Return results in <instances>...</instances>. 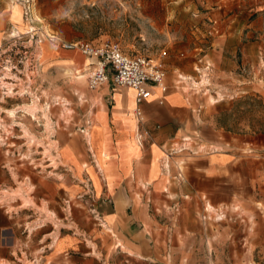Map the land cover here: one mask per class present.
<instances>
[{"label": "crops", "instance_id": "crops-1", "mask_svg": "<svg viewBox=\"0 0 264 264\" xmlns=\"http://www.w3.org/2000/svg\"><path fill=\"white\" fill-rule=\"evenodd\" d=\"M68 58L48 61L72 68ZM172 76L166 93L153 88L142 103V121L127 87L83 92L104 100L87 149L61 136L51 158L18 171L14 153L0 148V264H174L169 243L187 197L250 211L231 212L213 231L204 223L198 233H264V136L218 128L169 86ZM192 140L199 150L184 145ZM178 233L192 232L180 225Z\"/></svg>", "mask_w": 264, "mask_h": 264}, {"label": "rangeland", "instance_id": "rangeland-1", "mask_svg": "<svg viewBox=\"0 0 264 264\" xmlns=\"http://www.w3.org/2000/svg\"><path fill=\"white\" fill-rule=\"evenodd\" d=\"M31 3L40 19V32L52 33L53 29L68 40L92 43L109 39L130 56L156 59L165 53L161 60L166 76L173 75L169 86L185 91L206 120L234 134L264 129V0ZM3 8L0 24L6 18L10 22L0 30V148L14 153L18 171L35 157L47 154L51 158L61 136L77 138L87 149L95 129L91 119L104 103L102 98L90 99L83 94L93 92L87 87L88 60L43 41L34 51L36 71L29 73L27 60L33 46L25 33L28 27L21 5L16 0H0V11ZM13 31L19 32L18 37L10 36ZM61 53L69 55L72 68L59 59L48 61ZM12 65L20 71L15 75L19 80L14 81L23 88L8 95L5 87L10 83L7 74L14 75ZM25 75H31L30 88L28 93H21L27 84ZM80 75L82 79H78ZM32 102L39 106L35 117L24 110ZM13 109L15 114L10 116L8 110ZM184 145L193 151L200 146L194 140ZM205 149L209 147L202 151ZM182 199L186 205L176 211L174 239L169 243L174 264H264V233H198L204 223L211 231L218 229L233 213V207L223 208L227 217L216 220L220 208L210 204L208 209L209 203L198 197ZM236 207L233 214H250L242 206ZM205 213L210 220L204 222L201 216ZM45 214L49 216L47 211ZM180 225L192 233H184V237L178 233Z\"/></svg>", "mask_w": 264, "mask_h": 264}, {"label": "built area", "instance_id": "built-area-1", "mask_svg": "<svg viewBox=\"0 0 264 264\" xmlns=\"http://www.w3.org/2000/svg\"><path fill=\"white\" fill-rule=\"evenodd\" d=\"M16 1L21 5L22 18L28 27L25 33L29 34L28 42H31L30 46H33L32 53L27 60L29 63L26 68L29 73L36 71V64H33V62L37 61V55L34 53L35 49H39L41 42L47 41L53 46H59L66 50H78L84 57L88 58V89L96 90L106 83L131 89L134 93L133 114L138 121H142L141 105L151 96L152 89L157 88L163 94L168 91L166 71L161 60L165 53H161L156 59L142 55L130 56L121 50L117 42L109 39H105L100 43L83 40L65 41L56 33L44 34V32H40L42 29L38 25L40 19L34 15L31 0ZM18 33V31H13L10 36L16 38ZM10 70L13 71L14 75L7 74L10 83L5 88L8 95H13L19 92V87L23 88V86L18 81H14L19 80V78H15L16 73L20 72L19 70L17 71V66L12 65ZM25 79L27 84L21 93H28L27 89L30 88L29 80L31 75H25ZM162 100V97H160L159 102H162ZM177 177L181 178L180 169ZM205 210L210 212L206 207ZM216 211V220L225 218V212L222 209ZM201 218L204 222L210 220L206 213Z\"/></svg>", "mask_w": 264, "mask_h": 264}, {"label": "bare ground", "instance_id": "bare-ground-1", "mask_svg": "<svg viewBox=\"0 0 264 264\" xmlns=\"http://www.w3.org/2000/svg\"><path fill=\"white\" fill-rule=\"evenodd\" d=\"M53 46V45H52ZM54 48H56V49H63V48H61V47H59V46H53ZM64 50V49H63ZM68 52H74L76 55H79V56H81V57H83V58H85L78 50H70V51H68ZM79 64V63H78ZM77 71L79 70V69H76ZM79 78H83V76H78V79ZM38 108H39V106H38V104H36L35 102H32L31 104H27V105H25L24 106V110H26L30 115H32L33 117H35V112L38 110ZM8 113H9V115L10 116H14V114H15V110L13 109V110H8ZM47 116V115H46ZM87 135V137H88V139H89V133H87L86 134ZM209 208H212V206H210V205H208V209Z\"/></svg>", "mask_w": 264, "mask_h": 264}, {"label": "trees", "instance_id": "trees-1", "mask_svg": "<svg viewBox=\"0 0 264 264\" xmlns=\"http://www.w3.org/2000/svg\"><path fill=\"white\" fill-rule=\"evenodd\" d=\"M253 100H255V99H253ZM253 133L262 134L264 136V129H260V130H257V131H253Z\"/></svg>", "mask_w": 264, "mask_h": 264}]
</instances>
